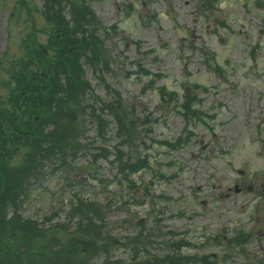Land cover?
Masks as SVG:
<instances>
[{
  "label": "rangeland",
  "instance_id": "1",
  "mask_svg": "<svg viewBox=\"0 0 264 264\" xmlns=\"http://www.w3.org/2000/svg\"><path fill=\"white\" fill-rule=\"evenodd\" d=\"M85 1L105 27V79L132 119V145L120 148L147 166L136 185L119 183L113 124L105 157L88 121L84 147L55 162L24 213L69 223L71 200L92 197L110 202L107 226L122 239L113 260L153 263L187 241L179 251L193 264H264V0ZM42 3L0 0V102L15 87L8 70L33 42L50 44ZM186 98L195 116L181 108Z\"/></svg>",
  "mask_w": 264,
  "mask_h": 264
},
{
  "label": "trees",
  "instance_id": "2",
  "mask_svg": "<svg viewBox=\"0 0 264 264\" xmlns=\"http://www.w3.org/2000/svg\"><path fill=\"white\" fill-rule=\"evenodd\" d=\"M42 2L54 39L50 36L45 48L33 42L32 51L19 59L21 66L8 70L15 87L0 102V264H90L98 258L101 264H124L112 259L122 239L107 226L109 201L76 195L66 211L70 224H51L47 215L39 220L23 211L55 162L65 164L84 147L88 121L102 140L97 148L104 147L105 157L113 124L120 143L113 145L111 163L119 183L126 179L136 185L132 175L147 166L120 148L132 145V119L121 93L104 76L110 58L100 33L103 23L85 0ZM88 71L106 96L96 92ZM181 108L187 115L197 113L188 98ZM187 244L180 241L171 251L157 253L153 263L133 256L129 264H193L196 260L179 251Z\"/></svg>",
  "mask_w": 264,
  "mask_h": 264
}]
</instances>
